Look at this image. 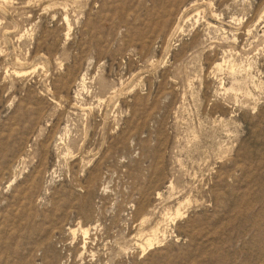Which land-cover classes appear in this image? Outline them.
Wrapping results in <instances>:
<instances>
[{"label": "rangeland", "instance_id": "374dc122", "mask_svg": "<svg viewBox=\"0 0 264 264\" xmlns=\"http://www.w3.org/2000/svg\"><path fill=\"white\" fill-rule=\"evenodd\" d=\"M0 264H264V0H0Z\"/></svg>", "mask_w": 264, "mask_h": 264}, {"label": "bare ground", "instance_id": "6f19581e", "mask_svg": "<svg viewBox=\"0 0 264 264\" xmlns=\"http://www.w3.org/2000/svg\"><path fill=\"white\" fill-rule=\"evenodd\" d=\"M3 2V1H2ZM236 19V18H235ZM212 20H214V21H216V22H219V26H216V25H213L212 23H208V25L211 27V28H215V30L217 29L218 30V32L220 31V32H223L225 35H231L232 36V38H233V42H238V38H237V32L239 31V29H237V30H229L225 25H224V21L222 20V18H221V15H219V14H213L212 15ZM234 21V20H233ZM237 21V20H236ZM238 22V21H237ZM235 24V23H234ZM239 24V23H238ZM233 26V25H232ZM240 26V25H239ZM246 28H248L249 30H248V33L249 34H251L253 31H252V27L250 26V25H246L245 26V29ZM246 31H247V29H246ZM240 35V34H239ZM225 40H227V43H228V41L229 40H231L230 39V37L229 36H225V38H224ZM240 40V39H239ZM231 44V43H230ZM231 47V46H230ZM229 49V48H228ZM233 49V47H231V50ZM224 50V49H223ZM226 50V49H225ZM224 50V51H225ZM228 51V50H227ZM227 51H226V53H227ZM229 51H230V49H229ZM234 52V51H233ZM232 52V53H233ZM228 53H230V52H228ZM224 55H228V54H224ZM231 55V54H230ZM225 56V57H226ZM229 56V55H228ZM228 56H227V58H228ZM225 57H223V58H225ZM226 58V59H227ZM217 62V61H216ZM221 62H222V60H221ZM226 62V60H224V63ZM227 63V62H226ZM216 64V68H217V70H222L223 69V63H220V62H217V63H215ZM225 65V64H224ZM235 66V65H234ZM235 68V67H234ZM17 72V71H16ZM15 74H17V75H21V74H24V73H22V72H17V73H15ZM236 74V73H235ZM217 77V76H216ZM84 79V78H83ZM86 80H83V87L85 88L86 87ZM82 86V85H81ZM85 90V89H84ZM234 90V89H233ZM83 105H81L80 107L82 108V110H87L85 107H82ZM79 107V108H80ZM78 108V105H75L74 107H73V109L74 110H77V109H79ZM80 108V109H81ZM74 114H75V112H74ZM70 138H71V135H70V130H67L66 131V134H65V138H61L62 140H63V142L65 141V143L67 142V140H70ZM62 142V141H61ZM62 144V143H61ZM68 150V152L69 153H71L72 151L70 150V148L68 147L67 148ZM71 154H73V152L71 153ZM69 155V154H68ZM173 185V184H172ZM182 206V205H181ZM181 206H180V208H181ZM143 210V209H142ZM145 211H146V208L144 209ZM145 216V220H143V221H147L148 220V218H147V216L148 215H144ZM167 216V215H166ZM172 216H174V215H172ZM171 216V219H172V221L173 222H175L176 220H178L179 218H181V217H183V214L181 213V211H180V209L178 208V210H177V212H176V216H174V218ZM150 220V219H149ZM145 224V223H144ZM159 226V225H158ZM158 226L157 227H155L152 231H151V233L149 234V235H147V237L145 238V242H144V244H138V246L142 249V251H143V253H146V252H148L149 250H152V249H154L156 246H159L160 244H162L163 243V238H165V240H166V235H165V233H160V229L158 228ZM81 230V229H80ZM79 230V231H80ZM96 230V229H95ZM166 230V229H165ZM83 231V230H82ZM82 233V232H81ZM168 233V232H167ZM77 234V231H74V235H76ZM83 234H84V236H85V239L84 240H86V239H90L88 236L91 234L90 233V230L89 229H87V230H84V232H83ZM160 234H162V239H161V236H160ZM77 237V236H76ZM75 237V238H76ZM87 249V242H85V246H84V250H86Z\"/></svg>", "mask_w": 264, "mask_h": 264}]
</instances>
